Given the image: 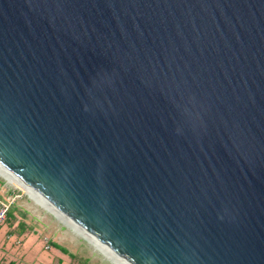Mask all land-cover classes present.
<instances>
[{"label":"water","instance_id":"water-1","mask_svg":"<svg viewBox=\"0 0 264 264\" xmlns=\"http://www.w3.org/2000/svg\"><path fill=\"white\" fill-rule=\"evenodd\" d=\"M0 166L130 264H264V0H0Z\"/></svg>","mask_w":264,"mask_h":264},{"label":"rangeland","instance_id":"rangeland-1","mask_svg":"<svg viewBox=\"0 0 264 264\" xmlns=\"http://www.w3.org/2000/svg\"><path fill=\"white\" fill-rule=\"evenodd\" d=\"M18 185L0 174V197L11 193L17 195L16 201L11 206L16 207L17 210L13 212L30 225V230L42 243L43 240H50L52 243L66 248L75 255L71 259L72 264H121L113 254L63 223L43 204L31 198L22 186ZM13 249L19 250V246H14ZM56 249L55 247L51 248V252L55 253ZM44 251V253L48 252Z\"/></svg>","mask_w":264,"mask_h":264},{"label":"crops","instance_id":"crops-1","mask_svg":"<svg viewBox=\"0 0 264 264\" xmlns=\"http://www.w3.org/2000/svg\"><path fill=\"white\" fill-rule=\"evenodd\" d=\"M14 210L17 208L12 207V214H7L6 221L0 226V264H72L68 253L58 248L52 253V241L43 240L42 243ZM14 246H19V250L13 249ZM44 250L48 252L44 253Z\"/></svg>","mask_w":264,"mask_h":264},{"label":"bare ground","instance_id":"bare-ground-1","mask_svg":"<svg viewBox=\"0 0 264 264\" xmlns=\"http://www.w3.org/2000/svg\"><path fill=\"white\" fill-rule=\"evenodd\" d=\"M0 174L6 178L9 181H14L18 183L20 186H22L25 191H27L28 195H30L31 198L34 200L38 201L39 203L43 204L45 208H47L51 213H53L58 219H60L63 223L66 225L72 227L73 229L77 230L80 232L84 237L86 236L89 240H93L96 242L99 246H101L103 249L107 250L110 254H113L116 258L117 261L120 262L121 264H130L127 262L124 258L116 254L114 251H112L108 246L100 242L97 238H95L93 235L88 233L87 231L83 230L81 227H79L76 223H74L69 217H67L65 214L60 212L57 208H55L53 205L48 203L46 200H44L42 197H40L38 194H36L34 191L29 189L27 186H25L23 183H21L19 180H17L13 175H11L8 171H6L3 167L0 166ZM17 185V184H16ZM18 185V186H19ZM19 186V187H20ZM104 251V250H103Z\"/></svg>","mask_w":264,"mask_h":264},{"label":"built area","instance_id":"built-area-1","mask_svg":"<svg viewBox=\"0 0 264 264\" xmlns=\"http://www.w3.org/2000/svg\"><path fill=\"white\" fill-rule=\"evenodd\" d=\"M16 198L17 195H13L12 193L5 197H0V226L6 221L8 211L16 201Z\"/></svg>","mask_w":264,"mask_h":264},{"label":"trees","instance_id":"trees-1","mask_svg":"<svg viewBox=\"0 0 264 264\" xmlns=\"http://www.w3.org/2000/svg\"><path fill=\"white\" fill-rule=\"evenodd\" d=\"M8 214H9V215L12 214V207L9 209ZM53 246L56 247V248H58V249H60V250H61L62 252H64V253H68V254L70 255L71 258H74L75 255L72 254V253H70L66 248L60 246V245L57 244V243H53Z\"/></svg>","mask_w":264,"mask_h":264}]
</instances>
